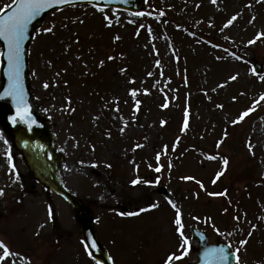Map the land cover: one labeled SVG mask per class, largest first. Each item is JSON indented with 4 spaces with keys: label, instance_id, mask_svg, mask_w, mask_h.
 Returning <instances> with one entry per match:
<instances>
[{
    "label": "rangeland",
    "instance_id": "374dc122",
    "mask_svg": "<svg viewBox=\"0 0 264 264\" xmlns=\"http://www.w3.org/2000/svg\"><path fill=\"white\" fill-rule=\"evenodd\" d=\"M174 1L186 36L160 22V7L136 16L78 5L47 16L30 48V74L51 119L52 156L115 264H165L181 254L169 201L191 242L173 264L196 260L192 225L239 248L241 264H264V70L252 66L264 64V0ZM12 2L0 0V11ZM120 38L126 45H116ZM135 98L146 101L140 110ZM215 173H223L218 188ZM225 185L226 196L208 194ZM0 189V241L12 253L0 264H97L72 206L32 178L1 129Z\"/></svg>",
    "mask_w": 264,
    "mask_h": 264
},
{
    "label": "water",
    "instance_id": "95a60500",
    "mask_svg": "<svg viewBox=\"0 0 264 264\" xmlns=\"http://www.w3.org/2000/svg\"><path fill=\"white\" fill-rule=\"evenodd\" d=\"M92 3L97 6H114L119 9L131 12H140L145 8V0H71V3L53 4L51 8L42 10L39 15L29 22L25 40L22 44V71L21 82L23 87V96L25 105L31 113L32 121L25 123L17 118L14 123L10 118L17 114V104L12 96L6 95L9 88L10 80L8 76L7 62V45L2 39L1 64H0V127L4 132L13 139L14 146L24 153L29 168L35 177L39 178L46 186L63 195L74 206L76 217L78 219L81 236L85 245H88L90 253L101 264H112L105 248L101 244L97 233L94 229L93 214L88 206L84 205L82 200L71 194L60 182L55 171V161L46 158V152L50 151L53 146L54 135L48 129L49 119L43 117L35 103V99L30 86L29 75V46L32 41L34 32L40 28L46 14L56 8H63L67 5L77 3ZM16 5L13 4L9 9L2 12L0 16L10 15L15 11ZM257 71L262 70V66L255 64ZM31 124V127H29ZM193 238L198 239L201 249L198 250V260L193 264H221L218 260L219 249L223 248L228 254L227 264H234L236 261L235 254L231 251L230 246L225 243L208 244L209 237L203 231L196 227L192 228ZM95 240L96 247L92 248L91 243ZM216 250V251H213Z\"/></svg>",
    "mask_w": 264,
    "mask_h": 264
},
{
    "label": "snow or ice",
    "instance_id": "6c2138e0",
    "mask_svg": "<svg viewBox=\"0 0 264 264\" xmlns=\"http://www.w3.org/2000/svg\"><path fill=\"white\" fill-rule=\"evenodd\" d=\"M71 3V0H13V4L16 5L15 11H13L10 15L7 16H0V39H2L4 42H6L7 45V62H8V76L10 80L9 88L6 90V95L12 96L17 104V114L16 116L11 117L10 119L15 123L17 118L23 120L25 123H28L29 121H32L31 113L28 111L27 106L25 105L24 96H23V87L21 82V71H22V44L25 40V36L27 33L29 22L34 19L39 13L46 9L51 8L53 4H60V3ZM215 3V0H213ZM7 7H11V5H8ZM236 17H232L231 20H229V24L232 23L233 20H235ZM227 26V25H226ZM46 31H51V29H46ZM264 35V34H260ZM118 38V37H117ZM259 36L257 37V39ZM254 41H250L249 43H253ZM0 55H4V53H0ZM111 59V57H110ZM231 79H236L235 76L231 77ZM260 79L264 80V75L260 77ZM45 87H48L47 84L44 85ZM131 95L133 97L136 96V90L133 89L131 92ZM261 100H264V96L261 97ZM139 101H137V105H139ZM164 107H167V105H164ZM249 114L248 111H245L240 119H243L245 116ZM187 112L185 113V124L184 127H188V121H187ZM34 123V121H32ZM163 123V122H162ZM29 127H31V124H29ZM6 142V141H5ZM137 147H141V145H137ZM159 154L157 155V160H159ZM214 159L215 157H211ZM9 162L11 163V157H9ZM224 164H228V160H224ZM15 167L14 165L12 166ZM111 167V165H109ZM156 171L159 172L160 168H156ZM223 173L217 174V179L220 175ZM17 179H19V176L17 174ZM184 179H192L191 177H184ZM144 183H151L150 181H143ZM158 182V181H157ZM215 182V181H213ZM141 183L140 178H137L132 181L133 185ZM4 195V190L0 189V196ZM212 195V194H210ZM223 195V193L219 194ZM169 203L172 204V207L176 209V219L174 223L177 225V232L179 233L181 237V245L180 248L183 250L180 255H176L175 253L168 256L167 260L165 261V264H173L174 260H180L183 256L188 255L190 248H191V242L189 241L188 237L185 236L183 228L184 224L182 222V214L179 208L176 207L172 201H169ZM157 205H153V207H156ZM139 213H120L122 216H132V215H138ZM52 215V210L49 209V217ZM236 219H239L238 217ZM255 227V226H253ZM251 235V233H249ZM241 245H244L247 243L246 240H242ZM88 245H86V248ZM91 247H96L95 240L92 241ZM0 249L3 250V254L0 255V262L5 261L8 257L12 255L10 249L8 246L3 242L0 241ZM216 251V250H213ZM240 249H236V264H241L240 257L238 255ZM219 256L218 260L221 262V264H227L228 260V254L225 252L223 248L219 249ZM91 255V253H89ZM99 264V262H97Z\"/></svg>",
    "mask_w": 264,
    "mask_h": 264
}]
</instances>
